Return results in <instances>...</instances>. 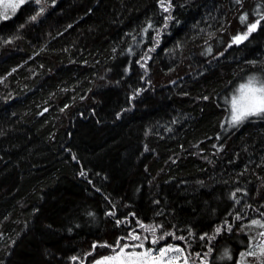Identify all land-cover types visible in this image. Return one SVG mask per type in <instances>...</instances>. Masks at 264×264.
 <instances>
[{
    "label": "trees",
    "instance_id": "trees-1",
    "mask_svg": "<svg viewBox=\"0 0 264 264\" xmlns=\"http://www.w3.org/2000/svg\"><path fill=\"white\" fill-rule=\"evenodd\" d=\"M170 3L41 0L0 22V264H94L133 229L188 264L264 241V117L232 127L225 104L264 72V21L232 42L264 0ZM136 221L185 239L151 245Z\"/></svg>",
    "mask_w": 264,
    "mask_h": 264
},
{
    "label": "snow or ice",
    "instance_id": "snow-or-ice-1",
    "mask_svg": "<svg viewBox=\"0 0 264 264\" xmlns=\"http://www.w3.org/2000/svg\"><path fill=\"white\" fill-rule=\"evenodd\" d=\"M27 0H0V19L7 20L10 18L9 12L15 13L23 4H25ZM34 4H41V0H32ZM235 3L238 5H242L243 0H235ZM160 5L165 12H168L171 3L169 0L168 5H165V0H160ZM264 7V5H261ZM44 12V8L40 7L36 14L31 17L33 21L37 19L39 15ZM254 16L258 17L254 20V22L247 25V30L242 35H236L233 37L234 44H241L245 40L248 39L249 35L255 32L260 26L261 21H264V13L260 11H254ZM166 19H172L171 16H168ZM241 23H245L248 20L247 13H244L239 17ZM167 27V24L164 25ZM148 28H152L151 24H148L147 28L144 29L146 33ZM11 43V41H7ZM154 50V49H149ZM211 48L208 49V52L211 53ZM150 58V57H147ZM144 67L145 65H141ZM261 74H264L262 72ZM251 117H264V97H260L256 95V90L249 89L248 92H245L242 99H234L232 102V118L229 121L230 125H240L241 121L245 118L249 119ZM81 175H86L85 173H81ZM109 215H114V213H109ZM264 215V213H262ZM239 219V217H237ZM117 224L122 223V221L117 220ZM136 224L139 228L144 229L152 234L153 238L150 241L151 245H156L158 240L164 239L166 236H173L175 239L184 240V237H175L174 233L166 232L163 233L160 237H156V232L158 229V225H144L139 221H136ZM253 225H257L260 228L264 229V223H261L259 220H253ZM227 230H231L229 227ZM221 228H216L215 232L219 233ZM136 230L133 229L126 236L119 237L116 239L114 244H108L107 242L99 245L100 247H107L112 250L111 255H107L103 257V259H97L94 261V264H176L179 261L185 250L179 246H174L172 244L164 245L160 248H151L145 247V241H148V237H141L140 235L135 234ZM264 237V232L259 234ZM203 239V237H201ZM210 238H214L210 237ZM121 240H125L124 244H121ZM129 241H136L137 243H129ZM97 247L96 244H93V250ZM129 249H131L129 251ZM140 249V251H137ZM169 253H176L175 256H169ZM92 253L90 252L89 255ZM232 259L229 251H225L222 258ZM239 264H246L247 258L251 257L254 261L258 260L259 264H264V241L261 242L260 246L256 250H250L241 252L238 254ZM76 260V257L72 258ZM184 264H188L187 256H183Z\"/></svg>",
    "mask_w": 264,
    "mask_h": 264
},
{
    "label": "clouds",
    "instance_id": "clouds-1",
    "mask_svg": "<svg viewBox=\"0 0 264 264\" xmlns=\"http://www.w3.org/2000/svg\"><path fill=\"white\" fill-rule=\"evenodd\" d=\"M255 63V62H253ZM249 89L256 90V95L264 97V74L261 73H250L245 75L242 79L233 86L228 96L225 98V104L229 106V120L232 118V102L234 99H242L245 92ZM245 118L242 122L246 121ZM235 127L237 125H231Z\"/></svg>",
    "mask_w": 264,
    "mask_h": 264
},
{
    "label": "rangeland",
    "instance_id": "rangeland-1",
    "mask_svg": "<svg viewBox=\"0 0 264 264\" xmlns=\"http://www.w3.org/2000/svg\"><path fill=\"white\" fill-rule=\"evenodd\" d=\"M43 1H46V0H43ZM29 2H32V0H27V2H26L25 4H23L21 7H23L24 5H26V4L29 3ZM21 7H20V8H21ZM20 8H19L14 14L11 13V12H9V16H10V18L7 19V20H10V19L14 18V17L16 16V14L18 13V11L20 10ZM7 20L0 19V22H4V21H7ZM251 118H253V117H251ZM228 121H230L229 118H228ZM130 250H131V249H129V251H130ZM137 251H140V249H137ZM168 255H169V256H175V255H177V254H176V253H169ZM183 256H185V253H183ZM183 256H182V258H181L179 261L176 262V264H184Z\"/></svg>",
    "mask_w": 264,
    "mask_h": 264
},
{
    "label": "bare ground",
    "instance_id": "bare-ground-1",
    "mask_svg": "<svg viewBox=\"0 0 264 264\" xmlns=\"http://www.w3.org/2000/svg\"><path fill=\"white\" fill-rule=\"evenodd\" d=\"M258 7V6H257ZM256 10V9H255ZM35 22V21H34Z\"/></svg>",
    "mask_w": 264,
    "mask_h": 264
}]
</instances>
